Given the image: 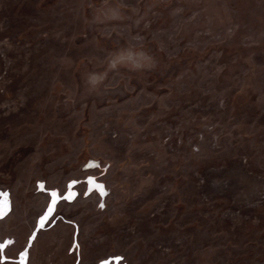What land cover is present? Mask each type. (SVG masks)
Returning a JSON list of instances; mask_svg holds the SVG:
<instances>
[{
  "label": "rangeland",
  "instance_id": "374dc122",
  "mask_svg": "<svg viewBox=\"0 0 264 264\" xmlns=\"http://www.w3.org/2000/svg\"><path fill=\"white\" fill-rule=\"evenodd\" d=\"M0 212V264H264V0H0Z\"/></svg>",
  "mask_w": 264,
  "mask_h": 264
},
{
  "label": "snow or ice",
  "instance_id": "6c2138e0",
  "mask_svg": "<svg viewBox=\"0 0 264 264\" xmlns=\"http://www.w3.org/2000/svg\"><path fill=\"white\" fill-rule=\"evenodd\" d=\"M85 183H86V185H88L87 192L85 194L90 193L92 191H101V194H103L101 185H96L95 187H93V185H95V181L94 180L90 179V180L86 181ZM72 186H74V185H70L69 187H72ZM50 195L53 198L52 204L49 206L47 213L41 218V221H40V226L41 227H43L44 224L49 220V218L51 217V215H52V213L54 211V206L58 203L57 193L56 192H52V193H50ZM72 198H74V197H63V199L69 200V201ZM5 214L6 213L0 212V218H2L3 215H5Z\"/></svg>",
  "mask_w": 264,
  "mask_h": 264
}]
</instances>
